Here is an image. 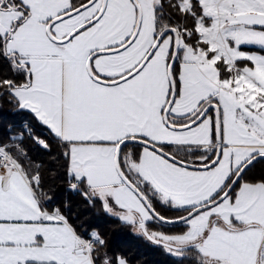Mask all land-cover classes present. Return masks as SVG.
I'll list each match as a JSON object with an SVG mask.
<instances>
[{
    "label": "snow or ice",
    "instance_id": "snow-or-ice-1",
    "mask_svg": "<svg viewBox=\"0 0 264 264\" xmlns=\"http://www.w3.org/2000/svg\"><path fill=\"white\" fill-rule=\"evenodd\" d=\"M0 100L30 116L0 137V264H130L25 138L169 255L264 264V0H0Z\"/></svg>",
    "mask_w": 264,
    "mask_h": 264
},
{
    "label": "trees",
    "instance_id": "trees-1",
    "mask_svg": "<svg viewBox=\"0 0 264 264\" xmlns=\"http://www.w3.org/2000/svg\"><path fill=\"white\" fill-rule=\"evenodd\" d=\"M253 50L257 49L253 48ZM13 109L14 106L7 100H0V137L7 136L8 125L11 124L19 129L23 121L30 120L27 113H17ZM37 128L41 127H36V133H41ZM24 144L33 159L43 163L45 190L52 196L54 204L61 205L67 201L69 204L67 211L74 221L82 225L83 229H98L109 248L127 256L130 264H192L187 259L169 255L162 247L147 242L135 234L130 225L107 214L99 202L93 207L81 195L68 190L64 177L63 160L59 157V149L55 144H53L52 152L44 150L28 138H25ZM182 155L186 154L182 153ZM261 174H264V162L256 164L250 173V175L257 176Z\"/></svg>",
    "mask_w": 264,
    "mask_h": 264
},
{
    "label": "built area",
    "instance_id": "built-area-1",
    "mask_svg": "<svg viewBox=\"0 0 264 264\" xmlns=\"http://www.w3.org/2000/svg\"><path fill=\"white\" fill-rule=\"evenodd\" d=\"M25 121H26V120H25ZM25 121H23L22 124H23ZM37 129H39V128H37ZM39 130L41 131V133H37V135L45 136V135L47 134V130H46V129H44V128H40Z\"/></svg>",
    "mask_w": 264,
    "mask_h": 264
}]
</instances>
